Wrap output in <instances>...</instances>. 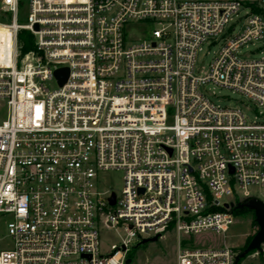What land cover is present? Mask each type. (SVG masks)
<instances>
[{
    "label": "built area",
    "instance_id": "obj_1",
    "mask_svg": "<svg viewBox=\"0 0 264 264\" xmlns=\"http://www.w3.org/2000/svg\"><path fill=\"white\" fill-rule=\"evenodd\" d=\"M23 9L0 0V222L12 241L0 264H125L133 241L170 230L177 264H235L233 247L199 240L227 237L241 203L264 202V112L246 113L264 107V55L242 52L264 40V0H30L22 22ZM219 38L198 74L199 50ZM207 83L249 104H217ZM110 171L124 173L120 193L103 186ZM111 227L127 238L102 252Z\"/></svg>",
    "mask_w": 264,
    "mask_h": 264
},
{
    "label": "rangeland",
    "instance_id": "obj_2",
    "mask_svg": "<svg viewBox=\"0 0 264 264\" xmlns=\"http://www.w3.org/2000/svg\"><path fill=\"white\" fill-rule=\"evenodd\" d=\"M30 0H22L24 2V9L21 13V21L24 22L28 13V4ZM245 15L244 10L240 12V17L243 18ZM236 24L235 33L238 32L240 23L237 22V18L234 17L230 21L229 25ZM136 36H139V32L135 31ZM6 30L0 28V37L4 41L1 47L6 46L8 41ZM142 37V36H141ZM142 39H145L143 36ZM149 39V38H147ZM139 42L138 40L132 41ZM224 40L219 38L215 41L205 42L201 50H199L196 61V70L198 74H205L209 66L219 52ZM1 51V49H0ZM243 54L251 59H259L264 55V40L250 43L248 47L242 48ZM52 87L55 83L51 84ZM203 90L206 94L217 104L225 106H239L245 109L244 104H249L248 98L236 92L230 88L222 87L218 84L207 83ZM251 105V103H250ZM257 111H263L264 107H259L257 110H247L246 113L251 119H254L257 115ZM5 118V109L0 106V121ZM103 186L105 189H110L113 192L120 193L124 185V173L122 171H110L103 172L101 174ZM261 197H264V189L259 192ZM9 218H4L0 222V249H8L11 246V238L8 235L6 224ZM258 225L253 221L252 213L239 214L234 225L227 233V237L214 232H208L204 235V239L201 238L199 241L206 242L208 245L219 246L226 244L233 247L237 253L242 252V248L246 245L248 240H251L255 233L258 231ZM100 238L102 241V252H108L112 245L119 244L123 239L127 238V231L124 227H111L100 230ZM137 241H133L132 247L136 248L135 255L129 264H177V256L179 252L178 235L175 231H168L162 237L156 241L142 242L137 246ZM241 264H264V245L260 250L247 255Z\"/></svg>",
    "mask_w": 264,
    "mask_h": 264
},
{
    "label": "water",
    "instance_id": "obj_3",
    "mask_svg": "<svg viewBox=\"0 0 264 264\" xmlns=\"http://www.w3.org/2000/svg\"><path fill=\"white\" fill-rule=\"evenodd\" d=\"M69 70L66 67L59 68L55 71V75L58 78L59 84L62 85L66 82L68 78ZM240 208L247 207L254 210L255 218L258 223V231L253 236L249 245L238 254L237 259L243 258L248 255L253 250H260L264 244V202L259 199H252L248 202L241 203ZM159 239V235L144 239L143 242L156 241ZM131 259H127L126 263L129 264Z\"/></svg>",
    "mask_w": 264,
    "mask_h": 264
},
{
    "label": "trees",
    "instance_id": "obj_4",
    "mask_svg": "<svg viewBox=\"0 0 264 264\" xmlns=\"http://www.w3.org/2000/svg\"><path fill=\"white\" fill-rule=\"evenodd\" d=\"M19 38H20V41L23 42V51L26 52V51H29L32 47H33V36L31 34V32L27 31V30H23L19 33ZM235 213L237 215L239 214H242V213H252L253 215V221L256 225H258L257 221H256V218H255V213H254V210L251 209V208H247V207H243V208H240V207H237L235 209ZM252 240V239H251ZM251 240H248V242L246 243V245L242 248V251L249 245L250 241ZM257 250H253L251 251L249 254L251 253H254L256 252ZM135 252H136V248H132L128 251V254H127V259H131L132 260V257L135 255ZM241 253V252H240ZM248 254V255H249ZM247 256V255H246ZM245 256V257H246ZM239 258V259H236V262L235 264H241V262L243 261V259L245 258ZM127 264V263H125Z\"/></svg>",
    "mask_w": 264,
    "mask_h": 264
}]
</instances>
